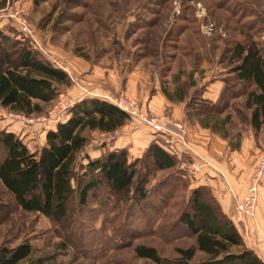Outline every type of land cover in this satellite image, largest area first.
<instances>
[{
    "label": "rangeland",
    "instance_id": "374dc122",
    "mask_svg": "<svg viewBox=\"0 0 264 264\" xmlns=\"http://www.w3.org/2000/svg\"><path fill=\"white\" fill-rule=\"evenodd\" d=\"M10 11H16L24 20L31 37L19 34L5 19ZM205 27H211V33L206 34ZM0 30L17 42V47L27 45L54 67L69 70L78 79L87 81L90 79L85 76L91 75L93 80L102 81L105 70H113L119 82L113 100L122 95L134 101L142 115L153 116L122 91L125 74L143 71L149 76V89L156 79L160 88L163 85L171 90L173 76L184 78L192 70L215 75L224 69L226 62L233 58L235 44L254 43L264 54V0H43L37 4L32 0H0ZM80 82L79 86L92 91L93 83ZM57 89V97L49 104L40 105V113L25 116L33 120L31 125L16 119L17 113L0 107V132L13 131L30 152L39 151L44 145V131L55 122L36 120L46 117L62 100L75 102L65 93L64 86ZM235 99L228 100L231 111L242 107L241 101ZM239 112L241 114H232L239 122L231 121L227 127L232 149H238L239 140L248 127L245 117L248 113L243 109ZM160 116L168 122V114ZM129 122L139 123L137 119L128 118L124 125ZM31 128L30 137L27 133L23 135L22 130ZM121 130L114 133L86 131L87 144L77 154L76 164L84 165L83 156L87 154L120 146L125 132ZM255 137L264 138V129ZM256 147L259 146L256 144ZM262 155L263 149L257 159ZM144 168L148 173L145 189L152 193L142 206L126 209V204L114 198H108L101 205L99 202L105 200L101 191L89 201L86 210L62 229L39 214L20 211L0 187V246L11 248L28 242L31 255L19 264L48 258L50 261L46 264H153L136 258L135 246L151 247L164 259L177 258L175 249L191 247L193 238L180 228L167 230L174 224L191 189L185 187L175 193L167 205L161 206L159 214H153L148 207L160 206L155 203L158 196L154 188L170 176L171 171H154L144 161L137 165L140 172ZM185 180L189 183L187 174ZM148 215L150 218L146 219ZM231 222L235 226L236 221ZM203 260L206 257L196 252L192 262Z\"/></svg>",
    "mask_w": 264,
    "mask_h": 264
},
{
    "label": "trees",
    "instance_id": "16d2710c",
    "mask_svg": "<svg viewBox=\"0 0 264 264\" xmlns=\"http://www.w3.org/2000/svg\"><path fill=\"white\" fill-rule=\"evenodd\" d=\"M43 0H32L37 4ZM0 30V107L12 113L30 116L40 113V105L49 104L59 94L58 86H69L67 74L44 60L27 45L20 44ZM233 58L238 61L233 76L225 81L224 90L216 103L193 99L197 113L205 118L211 132L227 138L226 125L230 115L218 116L227 108L228 100L245 95L243 108L248 110L246 121L256 134L264 126V54L254 43L235 44ZM241 114L240 110H233ZM66 119L47 131L44 145L30 152L11 132H0V187L10 196L15 207L24 213L39 214L58 228L87 209L89 201L103 191L105 200L114 198L127 205L126 209L143 205L152 193L145 189L147 169L137 170L141 162L154 171H171L154 192L159 208L148 207L159 214L174 194L187 188L185 173L176 169V160L162 147L151 143L142 158L128 161L124 150L108 151L96 159L83 156L84 165L75 162L77 154L87 144L85 132L112 133L122 127L128 117L114 105L96 98L75 102ZM232 149V148H231ZM150 215L146 219H149ZM180 228L193 238V245L176 248L177 258L164 259L151 247L135 246L136 258L153 264H264L247 249L237 229L222 213L205 187L189 191L174 224L167 231ZM31 246L23 241L14 247L0 246V264H19L31 255ZM206 260L192 262L195 253ZM38 259L31 264H46Z\"/></svg>",
    "mask_w": 264,
    "mask_h": 264
},
{
    "label": "crops",
    "instance_id": "0c3cea01",
    "mask_svg": "<svg viewBox=\"0 0 264 264\" xmlns=\"http://www.w3.org/2000/svg\"><path fill=\"white\" fill-rule=\"evenodd\" d=\"M237 63L238 61L235 58L230 59L228 63L226 62L225 68L218 70L215 75L200 70H192L184 78L173 76L171 79V90L166 89L163 85L160 88L156 79L152 83V88L149 89V76L147 77V74L143 71L133 70L122 78V91L129 97L135 98L149 114L153 116H160L163 113L168 114L169 125L176 124L182 127L189 151H183L178 147L182 153L174 157L176 169L187 174L189 189L205 187L210 191L222 213L229 220L234 221V223L236 221L235 227L245 247L251 250L264 263V179L259 188L253 219L236 215L234 211V199L231 197L219 198V195L225 190V184L232 189L236 198H240L242 195L246 178L254 168L258 153L261 152V149L264 150V138L259 140L255 137V135L257 136L264 129V126L254 134L247 123V131L239 140L238 149H231L229 147L232 142L231 135L227 136V138H222L218 133L211 132L205 126L204 116L197 113L196 106H189V103L195 98L216 103L224 90L225 81L233 76L232 69ZM61 69L65 71L71 81L69 86H64V91L72 96L75 102L84 98H96L112 104L115 97L114 92H117V87L119 86V82L116 79L117 76L113 74V70H105V73L102 74V81L93 80V76L91 78V75L85 76L90 79L85 81L83 78L78 79V76H72L69 70ZM76 73L79 74V72ZM80 81L93 83L94 85L92 84L93 86L91 85L92 88H90L92 91L86 90L87 88L84 85L79 86ZM150 91H153V94H150ZM237 99L241 101L240 105L242 107H240L241 109L239 108L240 111L242 109L245 110L243 108L245 95H240ZM233 101H236V99ZM245 111L249 113L248 110ZM234 113V111H231L227 107L218 116V119L222 118L225 114H229L230 122L234 121L237 124L239 121L233 119L234 116L232 114ZM55 124L44 131L43 139L47 131L54 130ZM124 126L116 130H125L120 146H109L107 149L102 148L100 151H96L95 154H87V156L90 159H96L108 151L124 150L128 161H132L140 158V155L149 144L155 143L163 148L164 143L172 139L168 135L153 134L149 128L140 123L136 125L134 122H129L127 126ZM171 126L167 129L175 132ZM31 130L33 128L22 130L23 135L27 133L28 137H30ZM8 132L14 133L13 131ZM22 143L27 147L25 142L22 141ZM256 144L261 149L256 147ZM196 157L205 161L206 166L204 165L197 173L192 175L189 168L192 160Z\"/></svg>",
    "mask_w": 264,
    "mask_h": 264
},
{
    "label": "built area",
    "instance_id": "2783aa9c",
    "mask_svg": "<svg viewBox=\"0 0 264 264\" xmlns=\"http://www.w3.org/2000/svg\"><path fill=\"white\" fill-rule=\"evenodd\" d=\"M5 17V16H4ZM5 19L11 22V26L14 27L19 34L24 37H31V30L28 25L21 20L16 11H10L6 15ZM204 32L206 34L211 33V27H205ZM75 103V102H74ZM70 100H62L55 105L46 115L41 117L36 122H60L64 115H66L68 109L74 104ZM112 104L123 112L130 120L137 119L138 122L150 129L153 134L168 135L172 137L168 142L164 143V151L172 157H177L182 151H189L186 144L182 127L180 125L168 124L167 119L164 116H148L142 115L137 104L129 99L124 98L122 95L117 99L113 100ZM16 119H19L25 125H31L32 119L25 118L21 114L14 115ZM171 126L175 132L167 129ZM174 142V143H173ZM179 147V148H178ZM206 166L205 161L196 157L190 164V172L192 175L197 173L201 167ZM264 178V155L260 156L254 165L253 170L250 172L245 181V187L240 198H236L232 189L225 184V190L219 195V198L231 197L234 199V211L238 216L253 219L255 216L256 203L258 198L259 188Z\"/></svg>",
    "mask_w": 264,
    "mask_h": 264
}]
</instances>
